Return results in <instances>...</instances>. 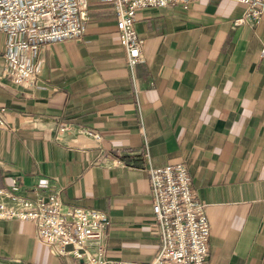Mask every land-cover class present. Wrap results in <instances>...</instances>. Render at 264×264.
<instances>
[{
  "label": "crops",
  "instance_id": "crops-1",
  "mask_svg": "<svg viewBox=\"0 0 264 264\" xmlns=\"http://www.w3.org/2000/svg\"><path fill=\"white\" fill-rule=\"evenodd\" d=\"M242 14L228 0L139 10L132 76L112 5L88 0L85 35L45 46L35 90L0 77V191H58L104 212L108 260L145 264L160 249L147 170L182 163L205 206L208 264H264V14L253 27L235 23ZM73 263L38 242L32 222L0 219V264Z\"/></svg>",
  "mask_w": 264,
  "mask_h": 264
},
{
  "label": "built area",
  "instance_id": "built-area-1",
  "mask_svg": "<svg viewBox=\"0 0 264 264\" xmlns=\"http://www.w3.org/2000/svg\"><path fill=\"white\" fill-rule=\"evenodd\" d=\"M112 5L116 30L131 75L143 60L144 42L135 29L139 10L175 6L186 8L198 0H105ZM243 7L239 25L253 27L264 14V0H228ZM88 0H0V77L13 85L35 90L40 81L45 46L81 41L86 33ZM34 58V60H33ZM0 109V129L6 128ZM60 133L75 132L61 124ZM79 136L100 141L94 131ZM139 135H144L142 126ZM117 164L122 165L121 162ZM152 222L148 228L160 240L159 251L145 264H208L210 238L205 206L190 188L187 167L178 163L149 167ZM15 193L17 187L14 185ZM0 219L30 221L36 240L53 256H69L73 264H121L108 260L105 251L107 215L93 208L65 205L58 191L36 199L0 191Z\"/></svg>",
  "mask_w": 264,
  "mask_h": 264
}]
</instances>
